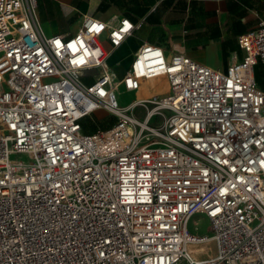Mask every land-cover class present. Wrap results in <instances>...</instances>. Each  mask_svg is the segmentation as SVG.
Here are the masks:
<instances>
[{"label":"built area","instance_id":"1","mask_svg":"<svg viewBox=\"0 0 264 264\" xmlns=\"http://www.w3.org/2000/svg\"><path fill=\"white\" fill-rule=\"evenodd\" d=\"M36 6L0 0V264H264V21L226 70L143 43L119 77L109 58L141 23L86 13L48 35ZM99 109L117 122L85 133Z\"/></svg>","mask_w":264,"mask_h":264},{"label":"crops","instance_id":"2","mask_svg":"<svg viewBox=\"0 0 264 264\" xmlns=\"http://www.w3.org/2000/svg\"><path fill=\"white\" fill-rule=\"evenodd\" d=\"M86 13L105 21L127 17L141 23L109 58L119 77L130 68L143 43L156 45L167 55L181 48L201 63L226 70L246 56L239 37L264 21V0H37L35 17L52 35L73 33ZM255 71L264 89V65L259 63ZM152 79L143 81L139 97L168 91L167 85L152 89L149 84L157 83L149 82Z\"/></svg>","mask_w":264,"mask_h":264},{"label":"rangeland","instance_id":"3","mask_svg":"<svg viewBox=\"0 0 264 264\" xmlns=\"http://www.w3.org/2000/svg\"><path fill=\"white\" fill-rule=\"evenodd\" d=\"M47 33L49 34V32L47 31ZM149 82H157V83H150L149 85L151 86L152 89H156V88H160L162 87V85H168L167 83V79L164 78H153L151 81ZM145 87H147L145 85ZM143 87V88H145ZM135 97V94L133 92H129V91H125V90H121L118 94V100L120 105H127L129 104ZM136 112L143 117L144 116V111L140 108L136 109ZM116 116H114V114H111L109 112H107L104 109H99L97 110L95 113H93L90 116L85 117L82 122L84 124V131L88 132V133H92L98 129H105L108 128L110 126H112L115 122ZM12 157H18V158H22V159H27L28 160V156L27 155H12ZM194 220H198L199 222V228L196 229L195 225H194ZM189 231L192 234H198L199 237H205L210 235L211 232V226H210V220L204 216L203 214H197L189 223ZM208 251L209 253H214L215 252V243H211L210 245H208ZM201 257H204V255H202Z\"/></svg>","mask_w":264,"mask_h":264},{"label":"bare ground","instance_id":"4","mask_svg":"<svg viewBox=\"0 0 264 264\" xmlns=\"http://www.w3.org/2000/svg\"><path fill=\"white\" fill-rule=\"evenodd\" d=\"M143 87H145V85ZM143 93H148V92L145 91ZM187 244H188L187 246H188L189 251L195 257H201L202 255H204V256H207V255L210 256L211 255V253H209L208 248H207L208 245L204 242V240H197V239L196 240H193V239L190 240L189 239L187 241Z\"/></svg>","mask_w":264,"mask_h":264},{"label":"trees","instance_id":"5","mask_svg":"<svg viewBox=\"0 0 264 264\" xmlns=\"http://www.w3.org/2000/svg\"><path fill=\"white\" fill-rule=\"evenodd\" d=\"M262 77H263V82H264V74L262 75ZM115 119H116V122H117V118L115 117ZM115 122V123H116ZM82 125H83V131H84V129H85V127H84V124H83V122H82ZM85 132V131H84ZM85 133H88V132H85Z\"/></svg>","mask_w":264,"mask_h":264}]
</instances>
